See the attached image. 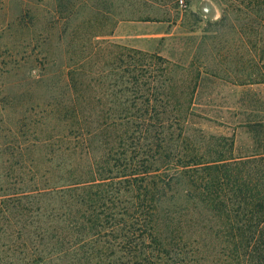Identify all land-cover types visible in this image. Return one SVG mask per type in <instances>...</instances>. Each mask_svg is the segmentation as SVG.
Wrapping results in <instances>:
<instances>
[{
  "label": "trees",
  "instance_id": "16d2710c",
  "mask_svg": "<svg viewBox=\"0 0 264 264\" xmlns=\"http://www.w3.org/2000/svg\"><path fill=\"white\" fill-rule=\"evenodd\" d=\"M9 2L0 39L56 36L64 58L13 96L0 83V264H264V121L245 141L191 137L193 93L171 89L169 60L109 40L120 23L177 19L178 0ZM250 4L264 32V0ZM39 84L40 101L15 100Z\"/></svg>",
  "mask_w": 264,
  "mask_h": 264
},
{
  "label": "rangeland",
  "instance_id": "374dc122",
  "mask_svg": "<svg viewBox=\"0 0 264 264\" xmlns=\"http://www.w3.org/2000/svg\"><path fill=\"white\" fill-rule=\"evenodd\" d=\"M183 2V6H177V19L172 16L167 23H120L109 40L169 60L171 89L177 94L193 93L191 115L187 118L191 137L236 135L239 142L245 141L251 132L244 133L242 127L264 121V84L248 83L250 78L257 81L264 76V32L256 21V16L261 14L259 8L252 6L250 0H191L187 7V0ZM1 3L0 21L5 19L6 13L11 16L17 9L9 0ZM45 10V7L40 8L38 12L46 13ZM154 16L160 17V11H155ZM43 19L40 16L36 22L38 32L42 30ZM254 29L259 32L260 40L255 51L248 43L254 40L250 37ZM149 34L158 36L142 37ZM17 38L13 40L6 34L0 39V52L3 53L0 68H7L2 72L0 83L4 85V92L12 96L25 90L29 71L36 78L35 68L38 72L42 70L39 64L45 63V70L56 77L64 58L56 44V36L52 46L48 43L43 46L41 42L37 49L30 35L25 34L18 42ZM8 50H14L17 56L11 57ZM19 58L30 59V62L15 73L12 61ZM53 79L58 82V78ZM34 87L33 95L17 96L15 100H21L23 106L40 101L43 88L40 84ZM185 97L180 95L182 102ZM184 106L186 108L185 103ZM10 110L12 121L19 118L17 109Z\"/></svg>",
  "mask_w": 264,
  "mask_h": 264
},
{
  "label": "crops",
  "instance_id": "0c3cea01",
  "mask_svg": "<svg viewBox=\"0 0 264 264\" xmlns=\"http://www.w3.org/2000/svg\"><path fill=\"white\" fill-rule=\"evenodd\" d=\"M155 36H158V34H149V35H146V36H142V37H155ZM139 37V36H138ZM141 37V36H140ZM139 50H140V48H139Z\"/></svg>",
  "mask_w": 264,
  "mask_h": 264
},
{
  "label": "built area",
  "instance_id": "2783aa9c",
  "mask_svg": "<svg viewBox=\"0 0 264 264\" xmlns=\"http://www.w3.org/2000/svg\"><path fill=\"white\" fill-rule=\"evenodd\" d=\"M178 4H179L180 6H183V5H184L183 0H178Z\"/></svg>",
  "mask_w": 264,
  "mask_h": 264
}]
</instances>
